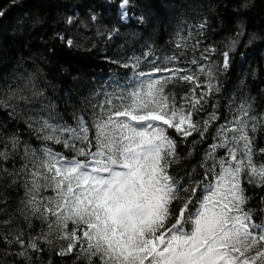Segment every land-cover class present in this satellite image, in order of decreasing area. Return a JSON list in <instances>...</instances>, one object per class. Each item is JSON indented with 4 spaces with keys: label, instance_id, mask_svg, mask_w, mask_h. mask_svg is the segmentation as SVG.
<instances>
[{
    "label": "snow or ice",
    "instance_id": "6c2138e0",
    "mask_svg": "<svg viewBox=\"0 0 264 264\" xmlns=\"http://www.w3.org/2000/svg\"><path fill=\"white\" fill-rule=\"evenodd\" d=\"M229 3L218 44L189 45V30L171 55L144 35L157 19L144 0L89 8L93 23L97 8L115 17L97 35L131 24L143 40L141 55L122 63L131 76L111 91L58 93L46 79L40 86L39 67L0 76V264H264V67L249 66L226 114L213 102L235 56L246 59L240 48L264 43V25L250 27L255 0L199 7L219 18ZM77 17L58 23L70 28ZM46 23V12L32 14L33 27ZM211 28L202 15L195 36ZM49 40V57L57 41L80 47L64 30Z\"/></svg>",
    "mask_w": 264,
    "mask_h": 264
},
{
    "label": "trees",
    "instance_id": "16d2710c",
    "mask_svg": "<svg viewBox=\"0 0 264 264\" xmlns=\"http://www.w3.org/2000/svg\"><path fill=\"white\" fill-rule=\"evenodd\" d=\"M101 0H0V9L5 11V15L0 18V76L11 77L13 73L34 71L37 67L42 69V80L40 86H45V79L55 85L58 93H63L66 89L72 88L74 92H80L88 96L92 89L105 87L111 91L114 84L112 81L126 83V78L131 76V71L122 67V63L133 54L141 55V45L143 40L139 37L133 38L131 32L134 25L121 30V34L108 39L104 35H97V29L101 33L106 31L104 25L111 26L115 17L107 9L97 8L101 12L98 23L88 20V10L98 5ZM256 7L248 13L250 27L257 24L264 25V0H255ZM144 3L156 14L155 29L151 26L145 29L144 35L153 33L157 55L161 52L171 55L176 51L175 42L180 36H187L188 31L193 32V39L188 43L191 45L195 39H200L201 44H218L227 34L232 21L231 4L225 10L223 6L219 8V18L213 13L207 12L206 8H200V4L210 5L215 10L220 0H144ZM42 15L47 13V23L44 26L31 24V16L36 12ZM64 14H78L77 24L70 28L63 23ZM202 15L211 17L212 28L207 33V39L195 36V25ZM224 24L228 25L225 28ZM79 20H84L87 27L79 24ZM191 26V27H190ZM54 30H64L68 35L74 37L78 48L68 49L60 46L56 42V54L49 57L48 47L52 44L49 40ZM179 33V35H178ZM188 56L192 55L190 48L186 49ZM240 51L246 52V59L241 60L239 55L235 56V63L230 71L221 77V93L213 97V102L219 99L221 112L227 113V98L237 94V87L241 77L247 74L249 66L264 67V43H257L252 47ZM120 60L121 64L113 63ZM67 68L69 72L61 69ZM264 76V72L260 73ZM77 77L73 80V77ZM257 83L251 85L253 93L258 86ZM264 87V85H259ZM177 91L180 87L177 86ZM48 94H52V88L48 87ZM103 99V97H101ZM56 264H62L59 259Z\"/></svg>",
    "mask_w": 264,
    "mask_h": 264
}]
</instances>
